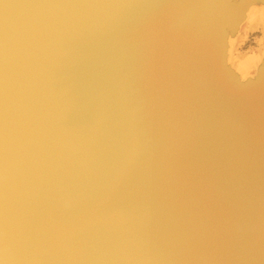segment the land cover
Here are the masks:
<instances>
[{
	"label": "water",
	"instance_id": "95a60500",
	"mask_svg": "<svg viewBox=\"0 0 264 264\" xmlns=\"http://www.w3.org/2000/svg\"><path fill=\"white\" fill-rule=\"evenodd\" d=\"M252 23L264 0H0V264H264Z\"/></svg>",
	"mask_w": 264,
	"mask_h": 264
},
{
	"label": "rangeland",
	"instance_id": "374dc122",
	"mask_svg": "<svg viewBox=\"0 0 264 264\" xmlns=\"http://www.w3.org/2000/svg\"><path fill=\"white\" fill-rule=\"evenodd\" d=\"M261 37H262V30L260 27L256 26V27L251 28L248 32L247 37L245 38V41L241 45V49L248 50L254 46H258L261 42V39H260Z\"/></svg>",
	"mask_w": 264,
	"mask_h": 264
},
{
	"label": "bare ground",
	"instance_id": "6f19581e",
	"mask_svg": "<svg viewBox=\"0 0 264 264\" xmlns=\"http://www.w3.org/2000/svg\"><path fill=\"white\" fill-rule=\"evenodd\" d=\"M254 24H255V23H252V25H249V26L246 25V26H247L246 28H250V27L253 28V27H254V26H253ZM255 25H257V24H255ZM255 27H256V26H255ZM257 27H262V26H261V24H260V25H258ZM263 28H264V25H263ZM249 36H250V35H249ZM260 39H261V40L264 39L263 36H262ZM244 41H245V40H244ZM247 42H248V41H247ZM247 42H246V44H247ZM258 42H259V41H258ZM259 45H260V44H259ZM259 45H258V46H259ZM254 57H256V56H254ZM254 57H248V59L246 60V63H245V65H244V67H245V68H244V71H245V72H247V69H248V68H252V67H254L255 64L257 63L256 60L254 59Z\"/></svg>",
	"mask_w": 264,
	"mask_h": 264
}]
</instances>
